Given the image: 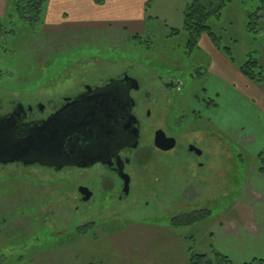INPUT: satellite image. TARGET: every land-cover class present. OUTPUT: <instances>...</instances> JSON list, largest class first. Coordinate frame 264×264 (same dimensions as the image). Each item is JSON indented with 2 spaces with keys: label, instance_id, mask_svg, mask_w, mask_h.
I'll list each match as a JSON object with an SVG mask.
<instances>
[{
  "label": "rangeland",
  "instance_id": "374dc122",
  "mask_svg": "<svg viewBox=\"0 0 264 264\" xmlns=\"http://www.w3.org/2000/svg\"><path fill=\"white\" fill-rule=\"evenodd\" d=\"M191 1L49 0L41 19L30 25L18 16L15 1L0 0V111L12 100L46 104L49 98L76 93L84 83L124 70L145 82L149 79L156 92L161 86L158 76L175 73L183 82V94L176 97L181 113L192 116L182 95L205 99L207 94L216 101L210 108L219 105L218 114L227 115L229 124L244 126L246 133H260L262 139L264 82H247L235 70L227 73V85L196 73L198 68L208 70L209 58L202 51L190 53L187 46L184 16ZM260 6L264 0H232L220 17L208 20L220 45L230 48L236 68L250 54L264 67V16L259 31L247 26L252 20L249 13ZM215 88L222 90L219 97L214 95ZM199 108L204 115L210 114ZM215 140L216 176H211L215 185L207 191L211 180L206 178L202 184L212 194L208 205L202 196L179 200L188 184L182 173L194 158L182 145L160 157L163 165L156 162L142 169L143 173L162 169L169 174L168 181L150 182L147 190L136 191L114 213L101 212L97 189L88 201L77 190L83 184L97 187L96 169L56 172L16 163L1 167L0 264H185L191 248L196 253L211 252L212 229L218 221H243L241 216L248 215L247 221L251 220L253 203L240 200L262 152L254 146L231 144L218 129ZM190 186L199 187V183ZM188 204L191 209L210 208L211 216L174 227L172 217L188 213Z\"/></svg>",
  "mask_w": 264,
  "mask_h": 264
},
{
  "label": "flooded vegetation",
  "instance_id": "af4514ba",
  "mask_svg": "<svg viewBox=\"0 0 264 264\" xmlns=\"http://www.w3.org/2000/svg\"><path fill=\"white\" fill-rule=\"evenodd\" d=\"M205 57L209 58V68L205 71L207 74L210 72L212 60L209 55L205 54ZM200 70L201 68H198L196 73L198 71L205 73ZM173 74L175 73H169L167 76L159 75L161 86L158 89L159 92H155L149 79L145 82V79L142 80L138 74L124 70L114 76L101 77L95 83H84L76 93L49 98L46 104L38 102L32 105L22 101L13 103L12 100L9 107L0 111V116L19 111L21 125L41 124L64 108L65 111L62 113L64 116L73 112L74 109L70 110L71 108L67 106L78 98L82 100V105L92 106V102L98 100H94L93 96L100 89L98 120L90 124L78 125L73 131L68 132L65 150L71 156L62 155L49 161V164L43 165L36 162L29 166L52 168L56 172L69 169L83 171L96 169L97 187L83 184L77 190L81 193V187L88 188L92 198L93 190L97 189L101 212L114 213L120 208L119 204L129 201L136 191L140 192L146 187L149 188L150 182L156 183L162 178L168 181L169 174L162 169L160 173L156 170L154 172L151 168H149L150 173H143L142 169L154 166L156 162L163 165V159L160 157L177 150L182 145L194 158L187 164L186 172L182 173L188 184L183 189L179 200L183 201L187 198L193 201L202 196L208 201V205L212 201V194H207L204 191L207 187L205 188L202 184L205 183L206 178L211 180L207 191H212L215 185L212 177L216 176L217 129L211 116L214 109L210 108L211 99L207 97V94L205 99L199 98L198 94L189 96L187 99L182 95V98H185V104L191 109L192 116L189 115L190 113L185 114L184 111L181 113L176 97L183 94L181 93L183 82L179 76ZM90 90L92 93L86 95ZM198 99H202L203 103L200 104ZM199 106L202 110L208 109L210 114L204 115ZM0 108H3L1 100ZM24 129L23 127L22 131ZM160 134L167 138L166 140L175 139V146L171 149L159 147L156 141ZM89 148H91V155H88ZM79 150L82 151L83 156L78 154ZM93 151L94 156L99 159L93 165L81 168L73 164L83 159L85 155L92 158ZM154 157L159 158L160 161L154 160ZM14 163L27 166L23 162H13L0 163V168ZM201 174L204 177L202 179ZM194 181L199 183V187L190 186V183ZM149 204L150 201L147 200L144 208L149 207ZM190 205L188 204L185 208L189 211L195 210L191 209Z\"/></svg>",
  "mask_w": 264,
  "mask_h": 264
},
{
  "label": "crops",
  "instance_id": "0c3cea01",
  "mask_svg": "<svg viewBox=\"0 0 264 264\" xmlns=\"http://www.w3.org/2000/svg\"><path fill=\"white\" fill-rule=\"evenodd\" d=\"M2 11L0 10V13ZM198 51H202L206 55H209L212 60L210 72H207L206 74L209 76V80L211 77L217 78L216 81L224 82L227 85L228 72L231 73V71L233 72L235 70L241 73L239 68L234 66L224 52H222V50H220L208 36L204 35L202 37ZM246 80L247 82H251L245 78V81ZM246 86L249 85L247 84ZM220 90L221 89L219 88H215V94H213L216 95V97H219L222 94V90ZM238 95L241 96V98L246 99V102L253 104L252 101H249L248 96L239 93ZM257 95L258 92H255L254 95H251V98L256 99ZM210 99L216 102L215 98L213 99L211 97ZM218 109L219 108L216 107L211 116L218 131L221 134H225L231 143L240 145L246 149L254 146L258 153L264 150V137L261 139L260 133H246L244 126L236 128L233 124L228 123L229 118L227 115L223 116L222 113L218 114ZM260 181L264 182V173H260L256 167L251 171V174L250 172L248 174V179L240 200V202L245 204L249 201L253 203L249 208L251 220L247 221L248 215L246 217L241 216L243 221L234 218L231 220H225L224 222L218 221L212 229V240L215 249L240 263L251 261L254 258H264V205H254V203L260 201L264 202V184H261L260 186Z\"/></svg>",
  "mask_w": 264,
  "mask_h": 264
},
{
  "label": "water",
  "instance_id": "95a60500",
  "mask_svg": "<svg viewBox=\"0 0 264 264\" xmlns=\"http://www.w3.org/2000/svg\"><path fill=\"white\" fill-rule=\"evenodd\" d=\"M91 93L92 90L86 95ZM101 94L105 95V93ZM93 99L98 100L93 101L92 106H84L82 105V100L78 98L67 106V108H71L70 110L74 109L73 112L64 116L62 114L65 111L64 108L43 123L36 125H32V123L21 125L19 111H14L10 115L0 116V163L23 162L29 166L39 162L45 165L49 164V161L58 158V156L70 157L71 155L65 150L68 132L73 131L78 125L90 124L98 120L100 89L95 92ZM78 108L80 109L75 111ZM84 111L85 113H83ZM23 127L25 128L24 131H22ZM166 139L160 134L157 136L156 144L164 149L173 148L175 139ZM88 146L90 147V145ZM88 152V155H91V148L88 149ZM70 153L73 154L71 151ZM78 154L83 156L81 150L78 151ZM97 160L99 159L94 156L93 151L92 158L85 155L83 159L73 164L84 168L93 165ZM80 190L83 195V201L91 199L92 193L88 188L81 187Z\"/></svg>",
  "mask_w": 264,
  "mask_h": 264
},
{
  "label": "trees",
  "instance_id": "16d2710c",
  "mask_svg": "<svg viewBox=\"0 0 264 264\" xmlns=\"http://www.w3.org/2000/svg\"><path fill=\"white\" fill-rule=\"evenodd\" d=\"M15 1L16 11L18 16L29 23L38 22L44 13V7L49 0H13ZM232 0H192L185 10L184 16V30L188 34L187 46L189 52H197L200 48V40L204 35L208 36L210 40L219 47L220 50H224L226 57L232 62L233 58L230 56V48L222 47L219 43L218 36L214 34L211 26L208 24V20L211 16L220 17L223 9L228 6ZM264 16V6L257 7L256 11L250 12L249 17L252 19L247 22L248 30L255 29L260 30V22ZM178 32V31H177ZM224 48V49H222ZM223 52V51H222ZM243 64L239 66L241 74L249 81L254 83L264 82V67L261 61L249 55ZM206 72L204 73V75ZM211 100V104H213ZM215 107H218L216 105ZM230 141V140H229ZM231 142V141H230ZM233 144V143H231ZM234 145V144H233ZM258 165L257 169L260 173H264V151L257 155ZM211 216V209H195L172 217L171 224L176 226L191 225L201 220H204ZM86 226V225H84ZM89 227V226H87ZM86 227V228H87ZM84 228V227H83ZM81 228V230L83 229ZM88 229V228H87ZM86 230V229H85ZM185 264H237L234 260L225 255L224 253L215 249L212 246L211 252L196 253L193 248L190 249V256ZM241 264H264V258H254L251 261Z\"/></svg>",
  "mask_w": 264,
  "mask_h": 264
}]
</instances>
